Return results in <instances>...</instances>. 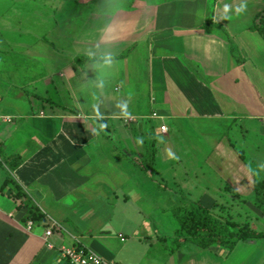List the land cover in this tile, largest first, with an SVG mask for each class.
<instances>
[{"label":"crops","instance_id":"0c3cea01","mask_svg":"<svg viewBox=\"0 0 264 264\" xmlns=\"http://www.w3.org/2000/svg\"><path fill=\"white\" fill-rule=\"evenodd\" d=\"M261 14L264 0H0V264H68L71 246L113 264H264L262 240L166 249L180 200L264 225ZM195 115L239 124L238 158L177 143ZM49 219L62 231L46 240Z\"/></svg>","mask_w":264,"mask_h":264},{"label":"trees","instance_id":"16d2710c","mask_svg":"<svg viewBox=\"0 0 264 264\" xmlns=\"http://www.w3.org/2000/svg\"><path fill=\"white\" fill-rule=\"evenodd\" d=\"M256 20L251 30L264 37V14L258 15ZM8 182L13 184L11 187L17 196H21L22 193L14 187L15 184ZM180 201L172 210L173 218L178 224L176 243L189 241L202 249L219 248L228 254L239 242L264 239V231H257L247 222L241 224L230 216L213 213L196 202ZM254 206L264 217V179L261 178L254 181ZM31 216L35 222L45 220L36 210L31 209Z\"/></svg>","mask_w":264,"mask_h":264},{"label":"rangeland","instance_id":"374dc122","mask_svg":"<svg viewBox=\"0 0 264 264\" xmlns=\"http://www.w3.org/2000/svg\"><path fill=\"white\" fill-rule=\"evenodd\" d=\"M205 119H207L206 117H201L200 115H195L193 117H191L189 123H188V130L187 131H191L193 132V128L196 127L198 130H195V132H193L195 134L194 136V140H186L183 133L182 135L180 134V131L178 133H176V142L179 143L181 140L187 144L188 142L191 143V145H196L197 146V150H199V152L197 153V160L198 161H203L204 163V158L206 155L208 154H213L216 155L215 157L213 156V158H211L213 160V162H215V158H220L221 156H225V153H231V155H233V152L235 153L236 157L238 158V155L236 153L235 150H240L241 149V144L239 143V141L237 140L238 136H234V132L237 130V128L239 127L238 125L229 127V129H227V127L225 125L222 124H215L212 121H205ZM166 125L172 128L174 126V123L172 121V119H168L166 121ZM216 143L219 144L218 147L215 148ZM231 144L232 147L229 145ZM188 145V144H187ZM214 147V148H213ZM235 148V149H233ZM217 155H220L219 157ZM181 158V157H180ZM254 168L256 167H249L250 171H254ZM250 173V172H249ZM251 174V173H250ZM240 175H242L244 177L245 180L250 179L248 172H240ZM253 176V175H252ZM258 176V175H257ZM263 175H260L258 177H262ZM249 188H244L243 190H241V192H246L248 191ZM223 199H226V197H224ZM185 201V200H184ZM227 202H231L232 199H226ZM241 201V203H246V207L248 208L249 205L247 203L251 202V197L246 196V195H241L240 199H236L235 202ZM240 208L242 209V211H244V213L248 212L246 207L242 204L239 205ZM251 211H253L254 213H256L258 215V212H256L254 210V208H252V206L250 205ZM256 209V208H255ZM257 210V209H256ZM249 213V212H248ZM242 215V219L244 220H249V222L253 225L254 229H259V230H264L262 228H264V225L262 223L261 220H254L253 222L249 219L246 218L249 215H245V214H241ZM103 220V219H102ZM241 220V219H240ZM243 220V221H244ZM99 222V221H98ZM259 225V227L256 226ZM176 236H172L167 240V250L170 247L171 243L170 240H173L176 243ZM262 241L264 242V239H262ZM181 243V242H179ZM165 249V250H166Z\"/></svg>","mask_w":264,"mask_h":264},{"label":"built area","instance_id":"2783aa9c","mask_svg":"<svg viewBox=\"0 0 264 264\" xmlns=\"http://www.w3.org/2000/svg\"><path fill=\"white\" fill-rule=\"evenodd\" d=\"M156 117V114L154 115ZM5 122H9V117H3L2 118ZM161 132H166V127H161ZM47 222V223H46ZM45 222L47 226V230L45 232V239L49 238L54 230L62 231L59 225H57L54 221H51V219L47 220ZM33 223H28V229L32 227ZM62 257L68 262V264H113L110 263L103 258H101L98 254H96L94 251L89 250L85 247L80 246H71L69 248H63L61 251Z\"/></svg>","mask_w":264,"mask_h":264},{"label":"clouds","instance_id":"9594fccd","mask_svg":"<svg viewBox=\"0 0 264 264\" xmlns=\"http://www.w3.org/2000/svg\"><path fill=\"white\" fill-rule=\"evenodd\" d=\"M238 11H243V6H241V8L238 9ZM111 63H112V57H111V56L103 57V64H104L105 66H107V65H111Z\"/></svg>","mask_w":264,"mask_h":264}]
</instances>
